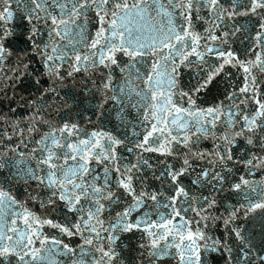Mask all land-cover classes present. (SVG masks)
Returning a JSON list of instances; mask_svg holds the SVG:
<instances>
[{
    "label": "snow or ice",
    "instance_id": "snow-or-ice-1",
    "mask_svg": "<svg viewBox=\"0 0 264 264\" xmlns=\"http://www.w3.org/2000/svg\"><path fill=\"white\" fill-rule=\"evenodd\" d=\"M0 264H264V0H0Z\"/></svg>",
    "mask_w": 264,
    "mask_h": 264
}]
</instances>
